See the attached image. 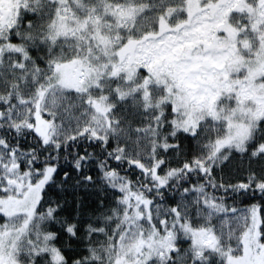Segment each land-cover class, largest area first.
Here are the masks:
<instances>
[{"label":"rangeland","instance_id":"1","mask_svg":"<svg viewBox=\"0 0 264 264\" xmlns=\"http://www.w3.org/2000/svg\"><path fill=\"white\" fill-rule=\"evenodd\" d=\"M122 1L0 0V36L22 12L50 3L56 9L51 28L71 43L75 53L71 60H59L47 87L35 102L30 99L18 108L16 120H22L34 104L35 132L50 146L75 132L100 139L115 135L126 145L127 156L142 157L156 174L151 146L158 118L136 137L119 125L112 115L116 100L105 95L110 80H116L117 99L140 97L150 115L156 114L152 109L170 105L177 129L192 134L200 125H223L222 136L209 145L211 155L225 148L243 150L264 119V0H185L182 8L169 9L156 33L140 39L128 36L125 28L135 26L134 18L142 10ZM180 11L185 18L174 21ZM26 160L16 151L0 148V214L8 219L0 227V264H32L40 255L63 264L52 243L54 236L33 225L42 192L56 168L34 171L27 165L23 172L20 163L28 164ZM116 185L127 202L120 264H166L182 236L191 241L197 255L220 251L227 264H256L259 222L254 210L232 216L230 225L246 226L243 251L236 256L221 250L219 237L208 226L188 224L185 211L190 203L213 205L203 194L187 198L180 211H173V218L161 205L130 199L125 180Z\"/></svg>","mask_w":264,"mask_h":264},{"label":"trees","instance_id":"2","mask_svg":"<svg viewBox=\"0 0 264 264\" xmlns=\"http://www.w3.org/2000/svg\"><path fill=\"white\" fill-rule=\"evenodd\" d=\"M184 2L123 0L121 4L142 10L134 18L135 26L125 31L137 39L150 36L159 30L169 9L182 8ZM180 13L174 21L185 18ZM17 17L0 36V148L27 157L28 164L20 163L23 172L27 165L34 171L55 166L33 225L54 236L52 243L63 264H120L127 202L117 188L119 179L128 183L130 199L161 205L171 211L173 218V211H180L187 198L195 192L203 194L207 204L213 205L208 208L201 202L190 203L185 211L188 224L194 228L208 226L219 237L221 250H231L236 256L243 251L246 226L230 225L232 216L254 210L259 222L254 237L256 264H264V119L258 122L243 150L225 148L211 155L209 145L222 136L223 125H200L194 133H187L174 126L176 114L170 105H162L160 111L152 109L156 114L150 115L140 97L133 101L117 99L119 83L110 80V92L105 95L116 100L112 115L119 125L136 137L153 124V118H158L151 146L156 174L142 157L138 160L127 156L126 145L115 135L100 139L89 132H75L50 146L35 132L34 104L22 120H16L15 115L30 99L37 100L59 60H71L75 53L71 43L51 28L56 18L53 4L26 10ZM41 116L46 118L47 114ZM7 224L8 219L0 214V227ZM31 263L53 264L47 255L35 257ZM166 264L227 263L220 251L197 255L191 241L182 236Z\"/></svg>","mask_w":264,"mask_h":264}]
</instances>
